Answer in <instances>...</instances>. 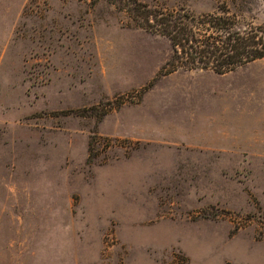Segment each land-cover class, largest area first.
Returning <instances> with one entry per match:
<instances>
[{"label": "rangeland", "instance_id": "1", "mask_svg": "<svg viewBox=\"0 0 264 264\" xmlns=\"http://www.w3.org/2000/svg\"><path fill=\"white\" fill-rule=\"evenodd\" d=\"M124 3L0 0V264H264V60L161 76Z\"/></svg>", "mask_w": 264, "mask_h": 264}, {"label": "trees", "instance_id": "2", "mask_svg": "<svg viewBox=\"0 0 264 264\" xmlns=\"http://www.w3.org/2000/svg\"><path fill=\"white\" fill-rule=\"evenodd\" d=\"M124 5L135 28L170 43L172 54L161 76L179 70L227 75L264 60V26L242 28L226 8L196 15L185 8L168 10L139 0H125Z\"/></svg>", "mask_w": 264, "mask_h": 264}, {"label": "crops", "instance_id": "3", "mask_svg": "<svg viewBox=\"0 0 264 264\" xmlns=\"http://www.w3.org/2000/svg\"><path fill=\"white\" fill-rule=\"evenodd\" d=\"M197 149L201 150V149H203V148H202V146H201V147H199V146H198V148H197ZM206 150H207V149H205V151H206Z\"/></svg>", "mask_w": 264, "mask_h": 264}]
</instances>
